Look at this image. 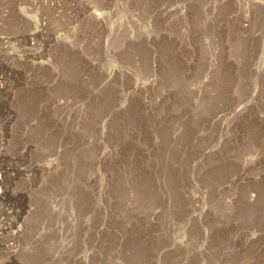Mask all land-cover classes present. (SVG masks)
Segmentation results:
<instances>
[{
  "label": "rangeland",
  "instance_id": "1",
  "mask_svg": "<svg viewBox=\"0 0 264 264\" xmlns=\"http://www.w3.org/2000/svg\"><path fill=\"white\" fill-rule=\"evenodd\" d=\"M0 39V264H264V0H0Z\"/></svg>",
  "mask_w": 264,
  "mask_h": 264
},
{
  "label": "bare ground",
  "instance_id": "2",
  "mask_svg": "<svg viewBox=\"0 0 264 264\" xmlns=\"http://www.w3.org/2000/svg\"><path fill=\"white\" fill-rule=\"evenodd\" d=\"M55 6H58V3H56L55 4ZM96 15V18H100L101 17V14L100 13H97V14H95ZM33 38V37H32ZM32 38H31V40H32ZM15 39V38H14ZM27 39V38H26ZM2 39H0V41H1ZM17 40V39H16ZM28 40V39H27ZM33 40H34V38H33ZM32 40V41H33ZM4 41V40H3ZM12 41V40H11ZM10 40H7V41H5V42H2V44L4 43L5 45L6 44H10V42H11ZM1 43V42H0ZM1 77H2V73H0V79H1ZM5 84V83H4ZM9 86V85H8ZM7 87V86H6ZM10 87V86H9ZM3 89H5V85H0V91H2ZM7 89V88H6ZM9 89V88H8ZM6 91V90H5ZM7 92V91H6ZM1 93V92H0ZM26 138V137H25ZM1 141V140H0ZM2 142V141H1ZM5 143V142H4ZM2 144V143H1ZM27 146V145H26ZM1 147V146H0ZM3 147V146H2ZM23 168V167H22ZM7 174H10L9 173V171H7L6 172ZM2 178L0 177V195H2L4 192H2L4 189H2V191H1V186L3 185V181L1 180ZM5 183V182H4ZM4 186V185H3ZM6 189V188H5ZM6 195V194H5ZM4 198V197H3ZM2 213V212H1ZM4 214V213H3ZM2 226V225H1ZM1 230H3L1 227H0V231ZM7 231V230H6ZM3 232V231H2ZM8 232V231H7ZM14 236H16V234H14ZM11 237H13V236H11ZM16 238V237H15ZM12 239V238H11ZM10 240V239H9ZM13 240V239H12ZM11 253H13V252H11Z\"/></svg>",
  "mask_w": 264,
  "mask_h": 264
}]
</instances>
